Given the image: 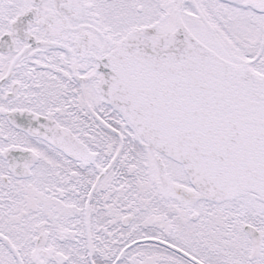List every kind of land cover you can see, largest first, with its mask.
Returning <instances> with one entry per match:
<instances>
[{
  "label": "snow or ice",
  "instance_id": "snow-or-ice-1",
  "mask_svg": "<svg viewBox=\"0 0 264 264\" xmlns=\"http://www.w3.org/2000/svg\"><path fill=\"white\" fill-rule=\"evenodd\" d=\"M0 264H264V0H0Z\"/></svg>",
  "mask_w": 264,
  "mask_h": 264
}]
</instances>
